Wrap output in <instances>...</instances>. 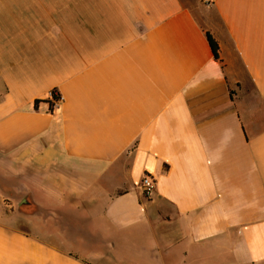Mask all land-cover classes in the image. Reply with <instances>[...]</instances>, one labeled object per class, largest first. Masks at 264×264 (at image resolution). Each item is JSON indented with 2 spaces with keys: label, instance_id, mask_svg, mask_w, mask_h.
<instances>
[{
  "label": "crops",
  "instance_id": "1",
  "mask_svg": "<svg viewBox=\"0 0 264 264\" xmlns=\"http://www.w3.org/2000/svg\"><path fill=\"white\" fill-rule=\"evenodd\" d=\"M0 264H264V0H0Z\"/></svg>",
  "mask_w": 264,
  "mask_h": 264
},
{
  "label": "built area",
  "instance_id": "2",
  "mask_svg": "<svg viewBox=\"0 0 264 264\" xmlns=\"http://www.w3.org/2000/svg\"><path fill=\"white\" fill-rule=\"evenodd\" d=\"M49 100L51 102V106H56L61 101V97L56 92H50ZM155 187V181L148 175L144 176L140 186L142 196L146 200L150 199L155 191Z\"/></svg>",
  "mask_w": 264,
  "mask_h": 264
},
{
  "label": "trees",
  "instance_id": "3",
  "mask_svg": "<svg viewBox=\"0 0 264 264\" xmlns=\"http://www.w3.org/2000/svg\"><path fill=\"white\" fill-rule=\"evenodd\" d=\"M208 42L216 59L219 58V46L218 43L213 39V37L208 33L207 34Z\"/></svg>",
  "mask_w": 264,
  "mask_h": 264
}]
</instances>
